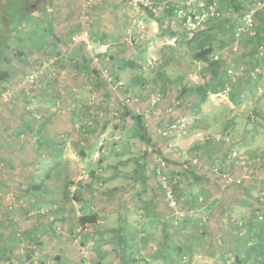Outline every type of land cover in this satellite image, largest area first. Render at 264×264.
Listing matches in <instances>:
<instances>
[{
  "label": "rangeland",
  "instance_id": "obj_1",
  "mask_svg": "<svg viewBox=\"0 0 264 264\" xmlns=\"http://www.w3.org/2000/svg\"><path fill=\"white\" fill-rule=\"evenodd\" d=\"M29 6L7 44L9 78L0 85V223L13 221L14 199L32 191L36 171L60 164L67 185L80 183L83 201L94 197L114 219L91 232L83 252L92 261L243 264L254 231L242 227L264 221V0ZM83 34L88 44L72 41ZM198 46L205 61L190 54ZM74 53L85 66L68 58ZM212 61L225 82L216 94L208 91ZM145 183H155L163 214H177L169 229L157 219L141 224ZM45 251L60 248L37 247L34 257Z\"/></svg>",
  "mask_w": 264,
  "mask_h": 264
},
{
  "label": "crops",
  "instance_id": "obj_2",
  "mask_svg": "<svg viewBox=\"0 0 264 264\" xmlns=\"http://www.w3.org/2000/svg\"><path fill=\"white\" fill-rule=\"evenodd\" d=\"M43 163L44 161L39 159L36 164ZM58 164V162L55 163V165ZM58 169H60V164L56 168L51 167L44 175L36 171L35 174L38 177L33 176L30 181L28 180L33 186L32 191L14 199L13 213L8 214V219L13 221L7 222L3 219L0 223V264H101L92 261L90 255L84 256L83 249L91 237H96V234L91 232L94 233L100 229L102 223L109 225V222L114 220L113 216L99 211L96 208L99 201L94 197L91 196L92 198L87 202L83 201V196H80V183L79 185L77 183L67 185L68 180L65 176L58 174ZM65 186H67L66 191H64ZM144 186L146 190H143L142 195L144 211L141 224L147 225L151 222L154 224L153 219H157L156 222L166 223L167 229H169L171 220L176 224L177 214L162 213L165 210L161 203H157L159 198H155V194L158 195L155 183L152 184L153 190L149 183H145ZM243 199L245 198L243 197ZM243 208L248 209L245 205ZM8 209L12 210L13 208L9 207ZM194 210L197 211V206L194 207ZM115 216H117L120 225L117 228L120 230L121 242L126 244L129 242L126 231H124L125 224H128V211H121ZM9 222L14 227V235H12ZM250 226L254 231V244L245 242L249 246L246 250H249L250 247H254V249L253 251L249 250L251 253L247 254L245 250L244 254L240 255L239 261L243 264H264V253L262 254L264 221L253 225L245 223L242 228L246 230ZM176 228L180 229L177 225ZM147 236L149 237L148 233ZM147 243L152 246L149 241ZM42 246L58 247L60 252L51 254L49 251H45L42 252L45 255L34 257L37 255L35 252L37 247ZM127 254L124 249L123 258L128 257Z\"/></svg>",
  "mask_w": 264,
  "mask_h": 264
},
{
  "label": "trees",
  "instance_id": "obj_3",
  "mask_svg": "<svg viewBox=\"0 0 264 264\" xmlns=\"http://www.w3.org/2000/svg\"><path fill=\"white\" fill-rule=\"evenodd\" d=\"M32 0H0V85L9 78L10 60L7 58V44L11 40L12 36L15 33L22 30V24L29 18L31 10H29V2ZM43 32L48 33L50 31V25L45 24ZM190 54L194 60L202 61L206 60V51L201 46L197 48H189ZM68 58L77 63L78 65L85 66L84 59L79 55V53L68 54ZM4 63V66H3ZM219 63L217 61H212L209 63V71L213 80L210 84V89L208 91L211 94H216L225 89V82L223 77L220 75V72L216 69ZM229 81H226L228 83ZM195 93L199 95L200 100L204 102L207 98V91L204 89L203 85L195 87ZM135 120V122L140 125L141 119L138 116H130ZM141 141L146 142L150 145V142L146 136H141ZM245 241V240H244ZM248 249V248H247ZM254 247H250V251H253ZM249 250V253H251ZM264 249H262V254Z\"/></svg>",
  "mask_w": 264,
  "mask_h": 264
},
{
  "label": "built area",
  "instance_id": "obj_4",
  "mask_svg": "<svg viewBox=\"0 0 264 264\" xmlns=\"http://www.w3.org/2000/svg\"><path fill=\"white\" fill-rule=\"evenodd\" d=\"M72 41H75V42L79 41L82 44H88L86 35H84V34L83 35H80V36H74V37H72ZM87 46L90 47L89 45H87ZM29 80L32 81L33 80V77L30 76L29 77ZM85 253L86 252H83L84 256L86 255ZM87 264H89V263H87Z\"/></svg>",
  "mask_w": 264,
  "mask_h": 264
}]
</instances>
